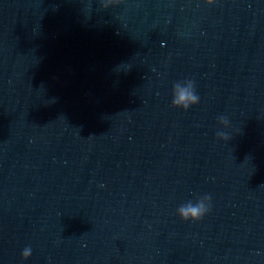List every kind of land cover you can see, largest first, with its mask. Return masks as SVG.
I'll return each instance as SVG.
<instances>
[{
	"label": "water",
	"instance_id": "95a60500",
	"mask_svg": "<svg viewBox=\"0 0 264 264\" xmlns=\"http://www.w3.org/2000/svg\"><path fill=\"white\" fill-rule=\"evenodd\" d=\"M0 264H264V0H0Z\"/></svg>",
	"mask_w": 264,
	"mask_h": 264
},
{
	"label": "clouds",
	"instance_id": "9594fccd",
	"mask_svg": "<svg viewBox=\"0 0 264 264\" xmlns=\"http://www.w3.org/2000/svg\"><path fill=\"white\" fill-rule=\"evenodd\" d=\"M112 0H109L111 3ZM211 2V0H209ZM105 8L108 7L107 4L104 5ZM174 99L173 104L180 107L182 106L183 109L187 110L191 106L197 105L200 102V97L197 95L195 90V83L194 81H189L188 86L186 88H180L179 85H175L174 89ZM207 204L200 202L195 205L188 204L186 206H182L179 208V215L184 221H200L206 215L207 212L211 209V197H206ZM22 256L24 259H27L32 256V249L31 247H26L23 252Z\"/></svg>",
	"mask_w": 264,
	"mask_h": 264
}]
</instances>
